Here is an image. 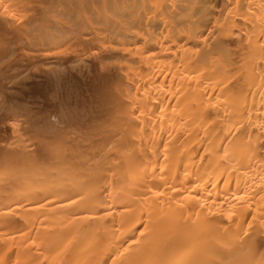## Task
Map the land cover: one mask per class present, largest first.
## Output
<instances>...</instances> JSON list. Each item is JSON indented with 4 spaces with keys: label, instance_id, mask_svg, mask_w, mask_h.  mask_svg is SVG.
<instances>
[{
    "label": "bare ground",
    "instance_id": "bare-ground-1",
    "mask_svg": "<svg viewBox=\"0 0 264 264\" xmlns=\"http://www.w3.org/2000/svg\"><path fill=\"white\" fill-rule=\"evenodd\" d=\"M264 252V0H0V264Z\"/></svg>",
    "mask_w": 264,
    "mask_h": 264
},
{
    "label": "clouds",
    "instance_id": "clouds-1",
    "mask_svg": "<svg viewBox=\"0 0 264 264\" xmlns=\"http://www.w3.org/2000/svg\"><path fill=\"white\" fill-rule=\"evenodd\" d=\"M184 264H264V252H257L251 241L236 238L231 254L224 260H213L205 253L193 251Z\"/></svg>",
    "mask_w": 264,
    "mask_h": 264
}]
</instances>
